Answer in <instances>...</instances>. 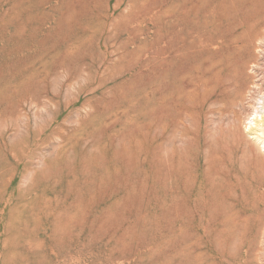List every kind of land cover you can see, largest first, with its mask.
<instances>
[{
    "label": "rangeland",
    "instance_id": "1",
    "mask_svg": "<svg viewBox=\"0 0 264 264\" xmlns=\"http://www.w3.org/2000/svg\"><path fill=\"white\" fill-rule=\"evenodd\" d=\"M0 264H264V0H0Z\"/></svg>",
    "mask_w": 264,
    "mask_h": 264
},
{
    "label": "bare ground",
    "instance_id": "2",
    "mask_svg": "<svg viewBox=\"0 0 264 264\" xmlns=\"http://www.w3.org/2000/svg\"><path fill=\"white\" fill-rule=\"evenodd\" d=\"M200 83H201V86L204 88V90L202 91V94H201V103L204 105V103L208 100V85L210 84V80L207 78L208 77V73H209V65H208V61L206 60H202L201 62V66H200ZM257 112V111H256ZM259 116V115H258ZM252 117V116H251ZM253 119H249L248 120V123L246 125V128L247 129H251L252 128V125H253ZM256 121V120H254ZM256 123V122H255ZM259 125V124H257ZM260 126V125H259ZM257 129V128H256ZM259 129V128H258ZM259 131V130H258ZM254 134V133H253Z\"/></svg>",
    "mask_w": 264,
    "mask_h": 264
}]
</instances>
